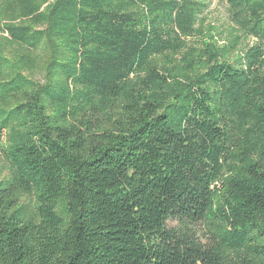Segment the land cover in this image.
I'll return each instance as SVG.
<instances>
[{"label": "trees", "instance_id": "trees-1", "mask_svg": "<svg viewBox=\"0 0 264 264\" xmlns=\"http://www.w3.org/2000/svg\"><path fill=\"white\" fill-rule=\"evenodd\" d=\"M226 1L231 61L184 4L3 0L0 264H264V0Z\"/></svg>", "mask_w": 264, "mask_h": 264}, {"label": "rangeland", "instance_id": "rangeland-1", "mask_svg": "<svg viewBox=\"0 0 264 264\" xmlns=\"http://www.w3.org/2000/svg\"><path fill=\"white\" fill-rule=\"evenodd\" d=\"M173 3L184 4L188 7L189 12L197 11V21L195 24V31L189 35H183L178 28L176 33L192 47L204 49L208 44H214L218 51L222 53L224 61H231L242 51L244 46L253 47L259 42L256 38L246 35L239 29L231 19V11L229 4L226 0H167ZM5 3L0 0V26L9 25L10 20L4 15ZM19 23H14L18 25ZM35 29L44 30V26H34ZM175 28V26H173ZM5 34V33H3ZM2 35V32H0ZM11 38L8 34H5ZM238 40L240 45L237 47L236 52L229 53V44L234 40ZM2 53L6 57L14 58L15 55L20 54V50L15 47L4 46ZM34 77L42 81V73L36 72ZM2 145L0 143V182L8 179V168L3 160Z\"/></svg>", "mask_w": 264, "mask_h": 264}]
</instances>
